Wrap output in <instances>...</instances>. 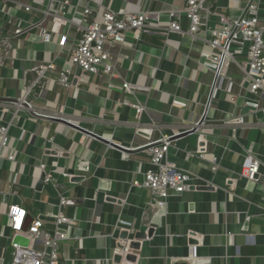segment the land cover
Segmentation results:
<instances>
[{
	"label": "crops",
	"instance_id": "obj_1",
	"mask_svg": "<svg viewBox=\"0 0 264 264\" xmlns=\"http://www.w3.org/2000/svg\"><path fill=\"white\" fill-rule=\"evenodd\" d=\"M19 1L42 6L34 0ZM68 1L65 17L75 22L90 6L93 13L122 8L159 11L163 26H168L171 12H175L181 24L187 26L186 0ZM209 2L212 14L201 26L197 40L176 32L167 38L144 34L141 40L130 35L126 45L115 48V61L123 78L148 88L136 95L118 86L108 88L106 77L90 76L94 86L80 83L79 88H64L51 77L37 81L34 68L41 62L66 63L67 52L59 46L60 37L48 44L39 38L36 29L23 36L28 37L27 41L11 36V58L0 65V98H24L30 89L26 99L37 111L61 115L130 151L65 123L37 118L21 105L0 100V108H10L3 123L11 124L9 146L0 149V263L15 233L8 217L11 205L25 209L26 224L41 215L44 228L53 234V215L58 212L59 197L64 195L77 204L64 208L75 223L65 225L70 238L60 243L61 264H116L118 245L124 244L123 227L131 232L154 230L136 252L137 263L129 264H264V114L250 112L244 106L243 95L252 96L248 88L239 86L242 71L235 63L225 68L227 81L234 82L232 92L220 89L207 110L203 126L208 139L206 156L191 155L196 150L198 132L173 139L169 159L190 174L191 189L173 193L164 205H148L152 192L136 184H142L146 171L152 168L148 150L135 149L146 141L144 135L136 134L137 125H156L164 134L172 135L201 118L213 74L200 64V37L210 39L209 29L217 26L218 12L238 16L248 0ZM3 6L0 1V8ZM21 10L19 14L31 20L40 15L38 10L29 15ZM259 17L264 24V0L260 2ZM51 24L52 18L48 17L44 25ZM10 29L9 17L0 13V40ZM76 29L70 23L63 30L76 34ZM204 47L211 49L208 44ZM2 48L0 45V51ZM79 89L84 92L79 93ZM134 104L145 110L139 115ZM238 112L245 115L247 123L234 131L224 121ZM154 133V137L159 136L157 129ZM249 153L261 161L254 180L240 176L250 164ZM10 155L15 159L10 160ZM41 163L46 164L52 179L38 189L44 173ZM214 164L218 166L216 171ZM64 172L73 176L67 177ZM191 238L198 243L191 244ZM193 246L197 248V259L190 258Z\"/></svg>",
	"mask_w": 264,
	"mask_h": 264
},
{
	"label": "built area",
	"instance_id": "obj_2",
	"mask_svg": "<svg viewBox=\"0 0 264 264\" xmlns=\"http://www.w3.org/2000/svg\"><path fill=\"white\" fill-rule=\"evenodd\" d=\"M0 1L5 5L0 8V13L6 18L9 17L11 25L7 35L0 40V45L3 47L0 51V65H4L5 60L11 58V51L14 49L11 36L21 37L27 41L28 37L24 38L23 36L36 29L39 38L45 43L51 44L55 37H60L59 46L67 52L65 64L60 65L56 60H49L41 62L37 68H34L38 74L37 81L41 78L51 77L64 88L72 86L79 88L80 83L94 86L95 82L91 80L90 76L94 79L106 77L108 88L114 89L118 86L124 92L133 95H136L138 91L148 90V88L133 84L123 78L115 61V48L126 45L130 35L134 40H141L144 34H160L167 38L169 33L176 32L183 35L190 34L197 40L201 26L212 14L209 0H186V27L181 24L180 16L175 12H171L168 26H163L161 25L163 18L159 11L143 9L132 11L122 8L118 11L93 13L90 6L83 9L80 21L75 22L65 17L66 8L70 4L68 0L62 3L57 0H34L37 4L42 5L39 8L19 0ZM260 2L261 0H248L238 16L218 12L217 26L214 29H209L212 35L210 39L200 37L203 41L200 64L213 74L205 112L201 118L185 130L172 135L164 134L156 125L149 128L137 125L136 134L144 135L146 141L135 149H147L152 164V168L146 171L142 184L136 183L152 192L153 198L148 205H164L173 193L179 194L191 189L190 174L179 169L177 164L169 159L173 139L182 132L193 130L198 132L196 150L191 155L198 154L202 158L206 156L208 139L203 126L207 119V110L220 89L224 88L229 93L232 92L234 82L233 80L228 82L225 74V68L231 63L238 65L242 71L239 86L242 89L248 88L252 96L248 97L246 93L243 95L241 92V96L244 97V106L250 108V112L264 114V24H261L259 17ZM19 10L27 15L38 10L40 15L31 20L30 17L21 16ZM48 17L52 18L50 27L44 25ZM70 23L77 27L76 34L63 30ZM67 43H69L68 46ZM207 44L211 49L204 47ZM241 58L245 59L240 60ZM29 92L30 89L27 90L23 99L27 100L26 95ZM81 92L84 91L79 89V93ZM174 102L185 106V103L178 100ZM123 103L131 104L127 101ZM134 106L139 115L145 110V107L140 104H134ZM9 111L10 108L7 106L0 108L1 150L9 146L11 124L3 123L4 116ZM244 116L238 112L232 118L225 120L224 124L233 126V130L236 131L238 127H245L247 122ZM156 129L159 131V136L154 137ZM9 159L14 160L15 156L10 155ZM248 159L250 164L240 173V176L254 180L255 175L259 172L261 161L250 153ZM39 167L46 174L45 181H51L52 174L47 172L46 164L41 163ZM212 168L216 171L218 166L214 164ZM64 175L73 176L67 172H64ZM76 204L77 202L73 198L64 195L59 197V209L53 215L55 221L53 234L44 228V220L41 215L32 218L27 229L22 230L27 219L26 211L20 205H11L8 217L12 220L14 232H21L32 240L31 245L27 248L19 246L15 248L12 264H61L60 243L70 238L65 225L71 226L75 223L71 217L64 213V208ZM122 229L127 228L123 227ZM123 245L125 248L119 249V253L125 254L131 251L130 241H124ZM48 248L50 252H47ZM190 258H198L196 246L192 247ZM4 262L5 259H2L0 264H4Z\"/></svg>",
	"mask_w": 264,
	"mask_h": 264
},
{
	"label": "water",
	"instance_id": "obj_3",
	"mask_svg": "<svg viewBox=\"0 0 264 264\" xmlns=\"http://www.w3.org/2000/svg\"><path fill=\"white\" fill-rule=\"evenodd\" d=\"M0 100H2L4 102H9V103L15 104V105H21L25 109H27L30 112V114H32L33 116H35L37 118H41V119H45V120H49V121H56V122L65 123L66 125H68L72 128H75V129L83 132L84 134H87L88 136L99 139V140L105 142L106 144L117 146L118 148H120L121 150H123L125 152L130 151V150L125 149V148L115 144L114 142L98 135L97 133L91 131L90 129L82 127L79 124L75 123L74 121L68 120L65 117L41 113V112L37 111L27 100H25L23 98H0ZM193 131L182 132V133L176 135L175 137H180V136H183V135L190 133V132H193ZM71 173L74 174L73 170L71 171ZM45 176H46V174L44 172L41 176V179H40L38 185H37L38 189L43 188V186L45 184ZM255 177L257 178L258 174H256ZM74 179H78V176L75 177ZM27 227H28V224H26V222H24V226H23L22 230H26ZM153 233H154V230L152 228H150L147 231L137 230L135 232H131L129 229H124V230L122 229L121 238L124 241H130L129 248L131 251L127 252L125 254L117 253L114 256L115 263L116 264L137 263L136 252L140 250L142 241L146 240L148 238H151ZM31 243H32V240L28 236H26L25 234H23L21 232H15L13 237H12L10 245L7 247L4 264H12L13 259H14L13 252H14L16 247L19 246V247L27 248L31 245ZM197 243L198 242L196 239L191 238V244H197ZM118 246H119V249H121V250H123L125 248V245H123V244H119ZM47 252H50L49 248H48Z\"/></svg>",
	"mask_w": 264,
	"mask_h": 264
}]
</instances>
